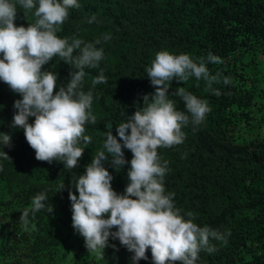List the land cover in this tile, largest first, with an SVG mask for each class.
Here are the masks:
<instances>
[{
    "label": "trees",
    "instance_id": "trees-1",
    "mask_svg": "<svg viewBox=\"0 0 264 264\" xmlns=\"http://www.w3.org/2000/svg\"><path fill=\"white\" fill-rule=\"evenodd\" d=\"M81 7L69 10V19L58 35L94 42L104 34L111 39L97 45L104 49L100 62L107 83L92 88L99 69H86L83 90H92V112L96 124L86 126L91 143L74 169L64 164L38 161L22 128L12 127L14 102L22 97L0 81V133L11 137V145H0L10 159L0 157V264H153L134 261V252L109 238L99 253H89L84 238L72 227L69 190L77 196L72 180L86 171L92 157L102 148L105 133L143 107V96L155 88L147 77L155 53L168 50L189 54L194 60L209 52L223 64H208L222 72L232 84H215L219 97L205 91V82L192 77L186 83L173 80L170 98L178 110L183 100L172 93L184 87L211 108L205 121L183 128L185 141L173 148L159 149L168 161L166 192L174 193L175 205L192 212L195 222L229 233L227 244L212 241L217 251H201L197 264H264V0H78ZM96 16V22L87 23ZM35 17L24 16L17 5V26H28ZM2 58V57H0ZM43 70L57 74L58 84L70 81L74 69L53 58ZM57 87L55 91H58ZM261 105L251 107L256 97ZM34 123V117L29 118ZM130 131V130H129ZM121 143H123L121 141ZM128 161L117 171L111 157L104 167L112 174V188L123 194L132 153L123 149ZM186 154V158L182 156ZM64 188L59 190L60 185ZM59 190V191H58ZM47 194L51 213L42 210L29 217L27 227L19 222L21 210L32 198ZM187 218V217H186ZM112 231H116L115 228ZM112 245H115L113 247Z\"/></svg>",
    "mask_w": 264,
    "mask_h": 264
},
{
    "label": "clouds",
    "instance_id": "clouds-1",
    "mask_svg": "<svg viewBox=\"0 0 264 264\" xmlns=\"http://www.w3.org/2000/svg\"><path fill=\"white\" fill-rule=\"evenodd\" d=\"M17 5L25 17L29 13L35 17L27 27L15 24ZM80 7L78 0H0V81L22 97L14 102L12 127L23 129L36 160L49 164L59 161L67 169L78 166L91 143V137L85 134L86 126L97 123L92 112L93 91L83 90L85 70L99 69L92 88L107 83L100 68L104 49L97 45L111 39L110 34L94 42L58 35L69 19V10ZM96 19L93 14L87 23ZM53 58L74 69L66 86L58 84L56 73L43 70ZM223 63L221 57L211 52L197 60L189 54L168 50L155 53L146 69L154 93L144 95L143 107L117 125L119 140L112 134V126L108 127L102 148L92 157L85 173L72 180L78 192V196L71 190L68 193L72 227L84 238L89 253L99 252L103 256L111 237L134 252V261L147 259L150 248L153 264H197L201 251H217L213 240L227 244L230 232L200 226L192 212L183 213L175 205L174 193L166 192L164 185L168 161H162L158 151L183 144V128L201 125L211 111L207 100L184 87L172 93L184 102L186 111L178 110L176 100L169 96L171 82L175 79L184 84L195 77L205 82L206 92L219 97L221 92L214 85H230L232 78L220 71L212 74L207 65ZM57 87L59 90L55 91ZM30 117H34V123H29ZM0 145L10 146V135L0 133ZM125 148L132 153L127 172L129 183L124 193L118 194L112 188L113 176L103 162L110 156L119 171L128 163ZM0 157L10 159L3 150ZM63 188L61 184L59 190ZM47 200L45 192L37 193L30 207L20 211L19 222L27 227L30 214L34 218L42 210L51 213L53 207Z\"/></svg>",
    "mask_w": 264,
    "mask_h": 264
},
{
    "label": "rangeland",
    "instance_id": "rangeland-1",
    "mask_svg": "<svg viewBox=\"0 0 264 264\" xmlns=\"http://www.w3.org/2000/svg\"><path fill=\"white\" fill-rule=\"evenodd\" d=\"M261 71H262L263 75H262L260 81H264V62H262ZM257 105H261L258 96L254 100V103L251 107L254 109Z\"/></svg>",
    "mask_w": 264,
    "mask_h": 264
}]
</instances>
